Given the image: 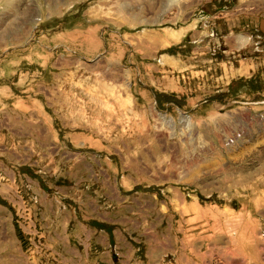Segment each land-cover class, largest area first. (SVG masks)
Masks as SVG:
<instances>
[{
	"label": "rangeland",
	"instance_id": "374dc122",
	"mask_svg": "<svg viewBox=\"0 0 264 264\" xmlns=\"http://www.w3.org/2000/svg\"><path fill=\"white\" fill-rule=\"evenodd\" d=\"M0 264H264V0H0Z\"/></svg>",
	"mask_w": 264,
	"mask_h": 264
},
{
	"label": "crops",
	"instance_id": "0c3cea01",
	"mask_svg": "<svg viewBox=\"0 0 264 264\" xmlns=\"http://www.w3.org/2000/svg\"><path fill=\"white\" fill-rule=\"evenodd\" d=\"M250 69H251V68H249V70H248V75H249V76L251 75V71H250Z\"/></svg>",
	"mask_w": 264,
	"mask_h": 264
}]
</instances>
